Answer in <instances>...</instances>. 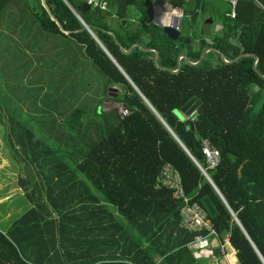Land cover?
<instances>
[{
    "label": "trees",
    "instance_id": "1",
    "mask_svg": "<svg viewBox=\"0 0 264 264\" xmlns=\"http://www.w3.org/2000/svg\"><path fill=\"white\" fill-rule=\"evenodd\" d=\"M65 1L45 3L108 83L124 87L111 98L130 113L101 109L115 119L105 130L95 126V137L79 130L73 135L67 118L63 146L29 129L13 136L17 154L41 174L31 191H24L30 202L37 200L35 205L0 231V264H201L188 246L194 233L179 227L181 200L172 197L171 189L155 188L165 163L178 172L191 202L207 212L203 200L208 199L214 215L207 212V217L220 239L229 231L238 264H264V0H236L233 18L229 0H168V11L151 8L149 23L148 0H107L106 11L82 0ZM16 9L27 11L41 31L63 36L41 0H30L28 7L0 0V20L8 10L17 15ZM165 13L172 21L188 18L190 30L178 29L176 40L168 38L160 25ZM201 16L211 17L219 28L209 35L191 31ZM136 45L156 50L158 67L155 53ZM119 46L133 48L125 53ZM207 48L217 49L227 61L246 53L257 61L254 65L251 56H240L226 63L209 51L199 64L181 59L179 70L171 72L180 55L195 62ZM192 98L199 101L196 117L181 113V119L176 112ZM73 114L81 116L83 110ZM204 146L219 153L213 168L206 163ZM24 179L19 176L23 188ZM89 208L105 218L81 219ZM38 210H52L58 218L46 219Z\"/></svg>",
    "mask_w": 264,
    "mask_h": 264
},
{
    "label": "crops",
    "instance_id": "2",
    "mask_svg": "<svg viewBox=\"0 0 264 264\" xmlns=\"http://www.w3.org/2000/svg\"><path fill=\"white\" fill-rule=\"evenodd\" d=\"M148 2L150 4L148 11L151 8H159L163 11L170 9L168 0H148ZM164 2L167 3L165 9L162 8ZM15 11L18 13L17 15L7 14L9 10L6 11L0 20V129H9L8 134L12 137H18L24 133V129H29L37 137H46L45 139L49 143L56 145L59 143L63 146L67 136V132L62 129L63 120L66 119L63 113L68 112L67 106H65L66 97L73 95L77 86L74 84L75 73L83 71L82 64L88 65L91 62L83 55L81 47L74 43L72 37L68 36L69 32H62L63 36L48 34L41 31L36 23L30 21V14L26 13L27 11L20 9ZM130 12L133 16L138 15L133 6H131ZM207 18L209 17H204L203 21ZM16 20L17 22L14 23ZM203 21L200 22L201 25ZM177 22L181 23L180 19L176 20L175 24ZM214 28L218 29V24ZM86 87L89 88L90 83H87ZM49 90L52 92L49 93ZM108 90L109 94L105 97L102 105L104 110L112 109L111 96L116 95L117 92L116 89L108 88ZM47 109L56 111L55 117L43 118L42 113ZM38 130H41L42 133ZM29 141L32 140H24L26 143ZM65 156L66 154H64ZM26 171L20 175L23 178L27 177V180L24 179V188L20 187L19 177L16 179L19 192L31 191L32 186L37 182L36 176L41 174L39 169L31 168ZM25 199L27 200L25 205L21 203L17 206V218L33 207L37 201L32 203L26 197ZM93 212L90 208L84 210L81 212L80 218H105L100 210H96V214ZM37 213L46 219L58 218L52 210H38ZM8 216L9 214H7ZM35 216L32 215L31 218L39 219L40 217ZM117 219L119 218L117 217ZM214 246L215 241H213L212 249L216 264H238L236 252L231 245L226 248V257L216 253ZM194 255V258L201 264H211L207 258L198 259L195 253Z\"/></svg>",
    "mask_w": 264,
    "mask_h": 264
},
{
    "label": "rangeland",
    "instance_id": "3",
    "mask_svg": "<svg viewBox=\"0 0 264 264\" xmlns=\"http://www.w3.org/2000/svg\"><path fill=\"white\" fill-rule=\"evenodd\" d=\"M16 1H19L22 6L25 5L28 7V4L30 5V0ZM162 4V8L165 9L167 3L164 2ZM32 18L29 17L30 21L37 24ZM203 19L204 16H201V21H203ZM180 21L181 23L177 22L176 24L175 21H173L174 27L180 29L183 34L187 33L190 30L188 18H184L183 20L181 18ZM201 21H199V23L196 22V25L191 28V31L194 30L200 32ZM214 27L215 26H212V29L215 30ZM209 59H211V62L217 63L215 56H212ZM82 67V72L75 73L74 84L77 86L73 91V95L66 97L65 102L67 103L65 106H67L66 109H68V112H64L63 114L64 118L66 117V121L67 118L71 119L70 124L73 128L71 133L73 135H75L76 130H79L80 134L85 133L87 136H89V134L94 136L95 134L93 130H95V126H99L98 132L105 130V128H108L111 125L113 119H115V116L110 114V112L101 113L103 101L109 94L108 88L116 89V93L119 96L124 92V87L117 84H110L108 86L107 78L91 63L88 65L82 64ZM87 83H90L89 88L86 87ZM48 92L51 93L52 90H49ZM111 93L113 94V92ZM76 109L83 110V114L81 116H75L73 111ZM55 115L56 111L53 109L44 110L42 113L43 118H48V116L53 118ZM103 118H106L107 121L104 122L102 120ZM64 126L63 129L67 130V123L64 124ZM2 132H4V134H1ZM38 132L42 133L41 130H38ZM8 133L9 129H0V231H5L11 223L17 219V206L21 203L25 205L27 200L24 197V191L19 192L17 190L16 179L20 175L26 173V169L32 168L28 162L23 160L22 154H17L15 146L12 147L14 144V138ZM45 138L46 137L42 139L46 140ZM90 140L91 139L88 138L85 142L88 144ZM70 164L74 165L72 161ZM7 214H9L8 217Z\"/></svg>",
    "mask_w": 264,
    "mask_h": 264
},
{
    "label": "built area",
    "instance_id": "4",
    "mask_svg": "<svg viewBox=\"0 0 264 264\" xmlns=\"http://www.w3.org/2000/svg\"><path fill=\"white\" fill-rule=\"evenodd\" d=\"M82 1L94 9H99L101 11H106L108 9L107 0ZM229 3L231 5L229 16L233 18L235 16L236 0H229ZM111 108L121 116H126L130 113L120 102H113ZM202 151L208 167L213 168L219 159L218 151L207 146H204ZM162 187L171 189L172 197L181 200L182 206L179 209V227L194 233V237L188 246L194 251L198 259L205 257L211 261V264H216V260L213 259V241H215L214 248L218 250V253L222 257H226V248L230 246L229 231L225 232L221 239L219 238L213 224L207 217V212L197 202H191L190 198L184 194L178 172L168 163L163 165L155 180V188Z\"/></svg>",
    "mask_w": 264,
    "mask_h": 264
},
{
    "label": "water",
    "instance_id": "5",
    "mask_svg": "<svg viewBox=\"0 0 264 264\" xmlns=\"http://www.w3.org/2000/svg\"><path fill=\"white\" fill-rule=\"evenodd\" d=\"M65 1V0H64ZM65 3L67 4V6L72 10L71 6L65 1ZM41 4L43 6V8L46 10L47 14L49 15L50 19H52L56 25L58 26L59 30L61 32H66L68 33L69 31H66L63 29V27L61 26V24L59 23V21L51 14L50 9L48 8L47 4L45 3V0H41ZM73 11V10H72ZM73 13L77 16V18L79 19V21L82 24V28L87 30L90 35L97 41V43L103 48V46L100 44V42L98 41V39L95 37V35L93 34L90 25L85 24L80 18L79 16L73 11ZM153 15H154V10L151 9L147 12V15L145 17V23H149L153 20ZM124 22V21H123ZM212 23V19L209 17L207 19H205L201 25V33L204 35H209L210 34V25ZM163 32L167 35L168 38H170L171 40H176L179 37V30L175 27H163ZM114 40L116 41V38L113 36ZM139 49L143 50V51H153L154 54V58H153V62L155 64V66L158 67L157 61H158V53L156 50L151 49V48H141V46L136 45ZM120 50L125 52V53H129L133 46H130L127 50L123 49L121 46H119ZM103 50L105 51V49L103 48ZM209 51H215L219 54L220 59L223 62L226 63H230V62H234L237 58H239L240 56H251L253 58V64L255 65V62L257 61V56L255 54H251V53H246V54H241L236 56L235 58H233L230 61H227L224 59L223 55L215 48H207L205 49L199 56L198 60L195 62H191L185 55H180L178 57L177 60V68L174 71H171L173 73L177 72L180 68V60H184L187 64L189 65H197L201 62V60L203 59V57L205 56V54ZM107 53V52H106ZM108 54V53H107ZM109 55V54H108ZM110 57V56H109ZM111 58V57H110ZM112 59V58H111ZM125 75V74H124ZM127 81L130 83V85L134 88V90H136L138 93L139 91L137 90V88L135 87V85L130 81V79L125 75ZM263 77V76H262ZM264 78V77H263ZM139 95H141L139 93ZM141 97L143 98V100L145 101V103L148 105V107L151 109V111L156 115V117L165 125V127L169 130V128L166 126V124L164 123V121L159 117V115L155 112V110L151 107V105L145 100V98L141 95ZM199 105V101H196L194 98L190 99L185 105L184 107L181 109V112H176V114L182 119L183 115L181 113H184L186 116H189V118L194 119L197 115L196 112V108ZM170 131V130H169ZM171 132V131H170ZM172 133V132H171ZM197 137H199V134L197 133ZM200 168V167H199ZM201 169V168H200ZM202 170V169H201ZM203 174L205 175V177L210 180L208 178V176L204 173V171L202 170ZM204 206L207 210V212L210 215H214V210L213 207L211 206L210 202L208 201V199H204L203 200ZM234 220L236 221L237 224H239L238 220L234 217ZM240 225V224H239ZM264 262V261H263Z\"/></svg>",
    "mask_w": 264,
    "mask_h": 264
},
{
    "label": "clouds",
    "instance_id": "6",
    "mask_svg": "<svg viewBox=\"0 0 264 264\" xmlns=\"http://www.w3.org/2000/svg\"><path fill=\"white\" fill-rule=\"evenodd\" d=\"M160 25L162 27H174L173 21L167 13L161 18Z\"/></svg>",
    "mask_w": 264,
    "mask_h": 264
}]
</instances>
